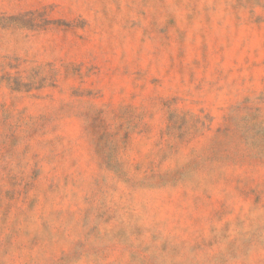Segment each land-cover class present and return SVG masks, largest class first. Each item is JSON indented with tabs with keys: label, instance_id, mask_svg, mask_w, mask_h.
Segmentation results:
<instances>
[{
	"label": "rangeland",
	"instance_id": "1",
	"mask_svg": "<svg viewBox=\"0 0 264 264\" xmlns=\"http://www.w3.org/2000/svg\"><path fill=\"white\" fill-rule=\"evenodd\" d=\"M0 264H264V0H0Z\"/></svg>",
	"mask_w": 264,
	"mask_h": 264
}]
</instances>
